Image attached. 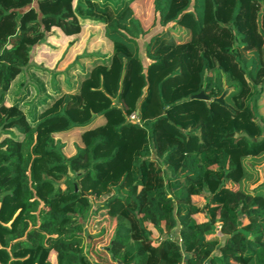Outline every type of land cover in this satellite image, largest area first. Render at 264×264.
<instances>
[{
  "label": "trees",
  "instance_id": "16d2710c",
  "mask_svg": "<svg viewBox=\"0 0 264 264\" xmlns=\"http://www.w3.org/2000/svg\"><path fill=\"white\" fill-rule=\"evenodd\" d=\"M94 30L63 69L35 60ZM243 117L264 135V0H0V264H101L81 181L126 173L114 264H264V138ZM63 179L76 197L57 211Z\"/></svg>",
  "mask_w": 264,
  "mask_h": 264
},
{
  "label": "rangeland",
  "instance_id": "374dc122",
  "mask_svg": "<svg viewBox=\"0 0 264 264\" xmlns=\"http://www.w3.org/2000/svg\"><path fill=\"white\" fill-rule=\"evenodd\" d=\"M165 28H161L159 26H156L151 33L142 38L139 43L140 47V59L143 62V64H147L145 50L146 45L149 41V39L156 33L164 30ZM179 27H176L175 30H178ZM94 31H85L79 38V41L77 43L73 42L72 39H66L62 34L58 33L54 36H52L47 41H44L39 45V48L37 49V54L35 60L40 63V61H43L45 63H48L47 65L54 66L57 61L59 60L61 64L57 66V69H63L65 66L69 65L75 55L77 53H80L83 51V48L85 47L87 42H90L91 47L98 46L100 43V40L97 39L95 36ZM186 33L185 29L182 28L179 32H174V35L178 39H184L183 33ZM21 35H18L13 42L16 43L20 39ZM73 43H75L73 45ZM109 48L106 47L105 51H107ZM136 111L133 112L132 115H136ZM61 114L58 112H51L44 116V121L52 120L60 118ZM229 121H224L220 124H218L217 128V142H220V134L221 129H219L223 124H227ZM238 124L242 125V127H247V131L249 133H252L257 139H263L264 135L258 136L259 129H257L256 126L260 125V122L258 120L253 121L250 118L247 119V117H243L240 121H236ZM116 143H112L108 146L107 149H104L103 152L106 151L109 152ZM86 167V162L83 163L80 168L84 169ZM253 171H256L259 174L260 181L258 183L264 182V164L256 166ZM130 175L125 174L121 176L118 180L111 182L109 184L99 185L97 186L94 191H92L87 184H89V180H82L81 181V193L80 195V201L87 204L88 201H91L92 204H94V212L91 216V218L86 223V231L84 232V240L86 242V250L88 254L90 255L92 261L94 263H101V264H114L107 253V247L109 245L110 239L112 237L113 229L116 223V215L120 208L123 206V202L121 199V195L119 193H116L113 191V187L117 186L121 182V188H125L128 186L131 182ZM88 179V178H87ZM257 184H254L250 186L249 188L252 189ZM62 191L58 195V200L54 206V208L57 211H60V208L58 207L60 202H67L75 199L76 195L72 191V187L68 182L63 179L62 180ZM204 195H208V190L205 187L204 189ZM109 200V205L107 207L99 206V204L102 205V203ZM202 200V199H197ZM73 210V207H69L66 209V211L71 212ZM202 220V217L199 218ZM218 236L221 237L220 233L218 232ZM52 259H54V254L52 255Z\"/></svg>",
  "mask_w": 264,
  "mask_h": 264
},
{
  "label": "water",
  "instance_id": "95a60500",
  "mask_svg": "<svg viewBox=\"0 0 264 264\" xmlns=\"http://www.w3.org/2000/svg\"><path fill=\"white\" fill-rule=\"evenodd\" d=\"M193 99H204V100H207V97L203 93H201V94H199L197 96H194ZM219 100H221V99H219Z\"/></svg>",
  "mask_w": 264,
  "mask_h": 264
},
{
  "label": "built area",
  "instance_id": "2783aa9c",
  "mask_svg": "<svg viewBox=\"0 0 264 264\" xmlns=\"http://www.w3.org/2000/svg\"><path fill=\"white\" fill-rule=\"evenodd\" d=\"M131 120H133V121H138V119H137V115H131Z\"/></svg>",
  "mask_w": 264,
  "mask_h": 264
}]
</instances>
